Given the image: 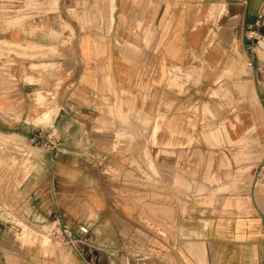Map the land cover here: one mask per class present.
<instances>
[{
    "label": "crops",
    "instance_id": "0c3cea01",
    "mask_svg": "<svg viewBox=\"0 0 264 264\" xmlns=\"http://www.w3.org/2000/svg\"><path fill=\"white\" fill-rule=\"evenodd\" d=\"M262 2L0 9V264H264Z\"/></svg>",
    "mask_w": 264,
    "mask_h": 264
},
{
    "label": "built area",
    "instance_id": "2783aa9c",
    "mask_svg": "<svg viewBox=\"0 0 264 264\" xmlns=\"http://www.w3.org/2000/svg\"><path fill=\"white\" fill-rule=\"evenodd\" d=\"M6 2H8V0H6ZM6 2H5V7H2L0 9H1V11H3V12L6 11L8 13H13L15 11H18L19 9L22 8L21 6L23 5V0L10 1V2H12V5H8V4H6ZM263 14H264V0L262 2V5H261L260 11H259V17H262ZM250 37H252V36L250 35ZM39 135L42 136V134H39ZM52 136H54V134L47 133V145L46 146L51 147V148H57L58 144L54 143L51 140H49V138H52ZM0 209H2V201H1V199H0ZM80 231L83 234H85V233H87L88 228L86 226H81L80 227ZM48 233H49V235H55V236L62 235L67 240H70L72 238V236H73V233L71 232V230L67 226L62 225L60 222L56 226H53L48 231Z\"/></svg>",
    "mask_w": 264,
    "mask_h": 264
},
{
    "label": "rangeland",
    "instance_id": "374dc122",
    "mask_svg": "<svg viewBox=\"0 0 264 264\" xmlns=\"http://www.w3.org/2000/svg\"><path fill=\"white\" fill-rule=\"evenodd\" d=\"M54 1H56V0H54ZM72 12H73L72 13L73 16H76L77 18H80L78 16V12L76 10H73ZM10 19H11L10 21H6V22H7V26L8 27H11V28H15V27H17L20 24H23L25 22L24 17H21V15L14 16L13 18H10ZM3 44H5V42H0V56L3 55V54H8L9 52H14L17 55H23V53L20 52V50H19L20 48H22L21 46H16V45H12V44H9L8 45L7 44V47H4ZM23 50L25 51L26 50V47H23ZM9 161H10V163H7V164L8 165L10 164L11 165V168L16 167L18 165L17 164V161H15L14 159H10ZM4 162L5 161H3L2 163H4Z\"/></svg>",
    "mask_w": 264,
    "mask_h": 264
},
{
    "label": "bare ground",
    "instance_id": "6f19581e",
    "mask_svg": "<svg viewBox=\"0 0 264 264\" xmlns=\"http://www.w3.org/2000/svg\"><path fill=\"white\" fill-rule=\"evenodd\" d=\"M112 9H113V8H112ZM13 24H14V23H13ZM0 42H4V39H0ZM11 42H13V41H10V40L7 39L6 44L9 45ZM18 42H19V41H18ZM13 44H14V43H13ZM15 44H16V43H15ZM10 46H11V45H10ZM16 46H18V44H17ZM50 111H51V110H50ZM49 114H50V113H49ZM47 115H48V114H47ZM43 119H44V118H43ZM41 120H42V119H41ZM45 120H47V119H45ZM45 120H44V121H45ZM36 121H37V119H36ZM3 136H4V135H3ZM3 136H2V137H3ZM7 136H8V135H7ZM9 138H10V137H9ZM1 140H2V139H1ZM5 140H6V139H4V141H5ZM9 142H10V141H9ZM26 228H27V227H26Z\"/></svg>",
    "mask_w": 264,
    "mask_h": 264
}]
</instances>
